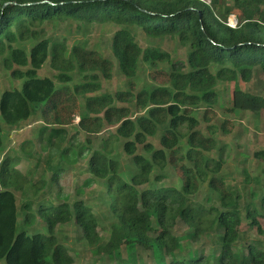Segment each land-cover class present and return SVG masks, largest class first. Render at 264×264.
Segmentation results:
<instances>
[{
	"label": "trees",
	"instance_id": "obj_1",
	"mask_svg": "<svg viewBox=\"0 0 264 264\" xmlns=\"http://www.w3.org/2000/svg\"><path fill=\"white\" fill-rule=\"evenodd\" d=\"M226 2L0 0V66L11 72L13 79H25L21 90L0 92V261L6 264H74V258L57 237L58 226L74 222L81 231L82 240L115 264H139L138 248L154 251L158 256L156 264H210L208 257L198 254L187 260L175 256L168 259V255L173 256L177 251L178 241L173 229L181 220L192 230L193 241L217 235L220 252L216 264H264L261 242L248 245L242 258L235 254L236 234L243 227V218L239 206L241 197L226 189V178L220 175L226 164L223 157L228 145L218 149V159L208 156L218 146L214 137L217 128L208 125V136L200 128L201 123L211 122V115H215L220 82L250 83L255 69L264 75V0H234L231 6H226ZM232 14L237 16L236 27L228 24ZM68 22L120 27L112 39V53L127 80V89L114 95L89 96L86 114L80 121L82 125L91 121L96 129L105 124L116 126L115 133L104 140V146L92 151L88 163L90 174L105 182L109 207L116 220L105 243L99 232V219L85 201L78 200L73 205L46 202L35 209L32 202H27L19 210L17 193L26 195L25 187L30 180L18 170V156L6 154L1 158L5 146L4 125L12 134L31 116L40 112L46 120L59 107L64 88H55L50 80L39 79V72L47 63L58 73L56 79L62 84L73 82L74 74L83 76V82L74 86L76 95L97 93L102 89L100 79L110 78L108 59L82 43L69 49L66 39L48 37L45 26ZM135 29L152 39L178 38L188 49L187 62L174 60L157 47L143 49ZM24 42H34L29 52L21 46ZM141 62L151 67L168 64L169 86L136 92L135 79ZM16 66L26 70L21 71ZM132 103L144 110V114L135 116L129 105ZM202 108L204 112L199 120L196 110ZM233 109L258 114L264 111V99L238 89L233 95ZM91 115H94L93 120H90ZM226 123L222 131L228 134ZM164 126L166 129L160 139L163 149H156L148 141ZM78 133L68 138L66 128L45 125L40 128L38 139L42 149L55 147L61 151V159L72 165L90 151L75 142ZM87 140L91 143L89 138ZM122 140L124 151L135 168L130 182L122 178L121 163L112 157V145ZM65 142L69 145L63 149ZM139 146L150 157L138 154ZM256 157L264 158V154L257 153ZM168 167L178 175L179 188L140 189L150 185L155 170L159 171L155 180L163 181ZM64 169L57 167L50 180L43 178L34 183L36 194L57 185ZM204 183L211 194H218V206L206 207L194 200L200 184ZM90 184L91 181L86 183ZM21 212L22 224L19 223ZM260 215H263L261 210L248 204L246 219L250 227L264 235L258 220ZM37 219L46 233L36 230L29 233ZM153 231H156L154 236ZM122 245L126 258L121 254Z\"/></svg>",
	"mask_w": 264,
	"mask_h": 264
},
{
	"label": "rangeland",
	"instance_id": "obj_2",
	"mask_svg": "<svg viewBox=\"0 0 264 264\" xmlns=\"http://www.w3.org/2000/svg\"><path fill=\"white\" fill-rule=\"evenodd\" d=\"M226 6H231L234 0H226ZM237 19L235 14L228 18V22ZM230 23V22H229ZM232 22L231 24H233ZM119 26L112 24L108 25H92L84 26L76 22H68L66 24H54L45 26L48 37L55 40H67L69 49L73 45L82 43L86 45L87 49L98 53V56L108 59L111 62L109 69L110 78L100 79L102 89L94 94L76 95L74 91L75 84L83 82V76L78 74L73 75V82L62 84L58 82L56 76L58 73L54 71L50 64L47 63L39 72L40 80H50L55 88H64L62 92L59 107L53 113L43 119L42 113L31 116V118L22 123L21 129L10 133V128L4 125V141L5 146L1 151V158L6 154L9 156H18L20 164L18 170L27 175L30 183L26 185V195L17 193V206L21 207L27 203L32 202L34 209L40 203H52L58 205L62 202H68L73 205L76 201H85L97 215L100 223L99 232L102 237V243H105L110 237V229L112 224L116 222L110 207L105 182L94 178L88 168L89 156L92 151L100 149L104 146V140H107L115 133V125L107 126L106 124L96 129L91 121L84 125L80 123L81 117L86 114L85 104L89 96H99L102 94L114 95L116 92L125 91L127 89V80L119 70L118 62L112 53V39L114 33L119 29ZM138 43L143 49L148 47L160 48L163 52L169 53L174 60L187 62L188 49L182 46L176 37H165L162 39H152L146 37L141 30H134ZM34 42H24L21 46L30 51ZM25 71L26 68H18ZM170 72V66L166 63H160L156 67H151L148 64L141 62L138 71V76L135 79L137 86L136 92L144 88L151 89L153 87L169 86L167 75ZM25 79L16 80L11 76V72L6 71L4 67L0 66V92L6 90H21ZM243 90L264 99V75L259 69L254 70L253 79L250 83H242L239 80L237 83H222L217 87L219 100L214 107L215 115H211L212 121L203 122L200 128L208 136L206 130L208 125H213L217 128V133L214 135L218 141V146L214 152L207 154L208 156L219 158L218 149L223 145H228L224 153L226 164L223 166L220 175L226 179V189L234 195L241 197L240 211L243 218V227L237 232L238 243L235 248V254L241 257L247 253V247L253 243L261 242L264 245V235L250 227V222L246 219V207L248 204L255 205L263 215H260L258 220L264 230V158H257V153L264 154V111L255 114L250 111H234L233 109V95L236 90ZM119 106L123 104L117 102ZM133 107L135 116L144 114V110ZM204 109L196 110V116L202 120ZM93 120L94 115H91ZM102 117V115H100ZM224 122H227L225 127L229 133L222 131ZM47 125L50 128H66L69 132L70 138L76 131L75 142L80 144L81 148H89V152L82 158H78L72 165L66 164L61 159V151L55 147L49 149H42L39 143V130L42 126ZM94 129V130H93ZM96 131L97 133H94ZM165 129H161V133L157 135L149 143H152L156 148L159 139H161ZM90 139L91 143L87 139ZM25 143H28L27 145ZM26 145L25 149L22 146ZM68 143L62 148L68 147ZM125 143L122 141L116 142L112 145L114 153L113 158L117 159L122 166L121 176L124 180L130 182V175L135 171L133 162L128 154L124 151ZM79 147V148H80ZM76 149V156L79 151ZM142 146L138 147V154H146ZM26 152H25V151ZM57 167L63 168L64 171L59 175L57 185H53L50 189L44 188L40 193L35 192L33 184L41 181L43 178L50 180L53 170ZM159 171L155 170L151 175L150 185H145L141 190L147 188H161V187H177L180 186V179L174 172L173 168L168 167L164 172L165 178L163 181L155 180ZM91 181L90 185H86ZM198 193L194 196V200L202 205L209 207L212 205H219L218 194H211L208 190L207 183L200 184ZM22 212L19 213V223L22 224ZM31 229V228H30ZM29 229V230H30ZM21 228H19V231ZM44 232L41 229L40 220L37 219L34 227L30 230V234L34 231ZM152 236L156 235L153 231ZM173 235L177 237L178 248L176 253L168 259L172 260L174 256L180 260H187L194 254L208 257L210 264H216V256L220 252L219 246L216 244L217 235H209L202 237L198 241H193L192 230L181 220H178L176 227L173 229ZM82 234L75 223L67 225H60L57 227V237L68 252L74 258V264H115L110 259L94 251L81 238ZM260 245L263 249L264 246ZM139 264H156L154 251L143 248H138ZM121 254L126 258V251L122 245ZM0 264H6L0 261Z\"/></svg>",
	"mask_w": 264,
	"mask_h": 264
},
{
	"label": "crops",
	"instance_id": "obj_3",
	"mask_svg": "<svg viewBox=\"0 0 264 264\" xmlns=\"http://www.w3.org/2000/svg\"><path fill=\"white\" fill-rule=\"evenodd\" d=\"M223 83V82H222ZM162 128H164V129H166V126H164V127H159V130H158V132H157V134H156V136L155 137H157V135L158 134H160L161 133V129ZM154 137V138H155ZM154 138H150L149 140H152V139H154ZM156 149H163V147L161 146V140L159 139V141H158V144H157V146H156ZM89 163V162H88ZM131 176V175H130ZM130 179V178H129Z\"/></svg>",
	"mask_w": 264,
	"mask_h": 264
},
{
	"label": "built area",
	"instance_id": "obj_4",
	"mask_svg": "<svg viewBox=\"0 0 264 264\" xmlns=\"http://www.w3.org/2000/svg\"><path fill=\"white\" fill-rule=\"evenodd\" d=\"M201 1H204V2H206V3H210V0H201ZM234 21V23L233 24H231L232 22H231V19H230V23L228 22V24H229V26H231V27H236L237 26V24H238V21H237V19H235V20H233Z\"/></svg>",
	"mask_w": 264,
	"mask_h": 264
},
{
	"label": "bare ground",
	"instance_id": "obj_5",
	"mask_svg": "<svg viewBox=\"0 0 264 264\" xmlns=\"http://www.w3.org/2000/svg\"><path fill=\"white\" fill-rule=\"evenodd\" d=\"M232 22H234V21H232Z\"/></svg>",
	"mask_w": 264,
	"mask_h": 264
}]
</instances>
